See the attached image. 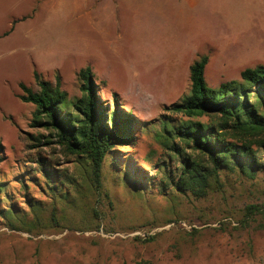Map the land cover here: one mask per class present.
<instances>
[{
    "label": "rangeland",
    "instance_id": "obj_1",
    "mask_svg": "<svg viewBox=\"0 0 264 264\" xmlns=\"http://www.w3.org/2000/svg\"><path fill=\"white\" fill-rule=\"evenodd\" d=\"M200 57L209 89L264 66V0H0V181L34 224L10 230L0 218V264H264V216L244 217L247 206L264 209V172L222 170L220 184L196 199L161 195L160 176L150 178L157 167L145 165H178L154 134L163 122L180 124L169 109L188 94V66ZM85 68L107 113L116 107L131 120L134 140L113 154L122 164L106 162L97 216L79 198L52 217L40 170L75 179L77 164L53 144V130L30 127L34 106L21 86L37 92L38 81L58 78L69 98L80 97ZM135 169L142 185L124 179ZM27 201L40 210L32 214Z\"/></svg>",
    "mask_w": 264,
    "mask_h": 264
},
{
    "label": "trees",
    "instance_id": "obj_2",
    "mask_svg": "<svg viewBox=\"0 0 264 264\" xmlns=\"http://www.w3.org/2000/svg\"><path fill=\"white\" fill-rule=\"evenodd\" d=\"M207 62V57H200L190 65L188 94L169 109L182 119L180 124L175 127L163 122L154 134L155 142L168 159L178 162L175 170L164 161L154 165L145 161V165L157 167L155 175L150 178L160 176L157 188L163 196L169 189L178 195L190 194L201 199L212 184H220L219 173L222 170L238 172L249 179L264 172V66L243 70L240 82L221 83L217 89H209L204 81ZM78 79L81 83L80 97L74 98H69L60 89L58 78L55 86L38 81L37 92L21 86L25 94L21 100L34 106L30 127L53 130V144L66 156L74 158L77 164L75 179L65 177L58 181L60 178L49 169L42 166L40 170V179L44 182L37 187L47 190L52 217L56 206H60L61 211L73 209L79 198H84L85 207L97 216L99 198H107L101 183L106 162L109 160L110 165L122 164L113 154L119 147L128 148L134 140L131 120L120 118L116 107L109 113L103 107L90 69L80 70ZM134 163L139 166L137 161L134 160ZM123 167L126 164L121 169ZM140 173V169H135L123 176L127 181L142 185L146 178ZM149 183L150 180L146 185ZM6 186L7 181H0V200H3V194L4 200L9 202L8 206L0 208V218L10 230H26L24 226L27 228L29 224L34 227L33 222L28 223L16 209L17 205L11 202ZM92 195L96 196V201ZM91 201L94 204L90 205ZM27 207L32 214L41 208L35 201H27ZM254 214L264 216V209L255 205L245 208L244 217ZM196 232L193 230V233ZM133 240L149 244L154 242L155 237H135Z\"/></svg>",
    "mask_w": 264,
    "mask_h": 264
},
{
    "label": "crops",
    "instance_id": "obj_3",
    "mask_svg": "<svg viewBox=\"0 0 264 264\" xmlns=\"http://www.w3.org/2000/svg\"><path fill=\"white\" fill-rule=\"evenodd\" d=\"M192 63H193V62H192ZM192 63H191V64H192ZM191 64H190V65H191ZM190 65L188 66V71H189V67H190Z\"/></svg>",
    "mask_w": 264,
    "mask_h": 264
}]
</instances>
